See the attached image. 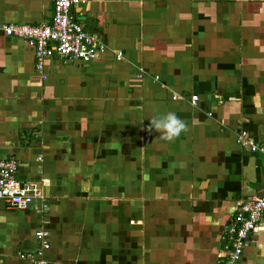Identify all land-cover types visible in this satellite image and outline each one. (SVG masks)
I'll return each mask as SVG.
<instances>
[{
	"label": "crops",
	"instance_id": "obj_1",
	"mask_svg": "<svg viewBox=\"0 0 264 264\" xmlns=\"http://www.w3.org/2000/svg\"><path fill=\"white\" fill-rule=\"evenodd\" d=\"M72 12L103 43L97 57L50 56L38 72L26 39L0 31V159L44 194L0 202V264L38 249L47 264H219L236 203L264 197L262 157L239 138L264 144V0ZM52 13L53 0H0V25ZM169 112L187 125L178 138L142 131ZM250 238L239 264H264V216Z\"/></svg>",
	"mask_w": 264,
	"mask_h": 264
},
{
	"label": "built area",
	"instance_id": "obj_2",
	"mask_svg": "<svg viewBox=\"0 0 264 264\" xmlns=\"http://www.w3.org/2000/svg\"><path fill=\"white\" fill-rule=\"evenodd\" d=\"M81 0H53V13L49 22L39 24L9 23L0 25V31L26 39L34 49L35 69L42 72L44 60L50 56L72 58L87 61L97 57L104 48L100 39L85 30L77 20L72 8ZM121 53H117L119 57ZM198 96L192 94L194 104ZM245 132L239 135L250 151L258 152L262 157L264 169V144L244 140ZM17 162L14 158L0 159V202L8 207L26 209L36 200H44V194L38 183L21 181L16 178ZM45 207L46 203H42ZM264 216V197L249 195L240 199L233 208L231 218L223 225V245L219 252V264H239L242 251L251 241V234L260 227ZM46 231L36 232L42 246H46ZM27 264H47L42 250L21 253Z\"/></svg>",
	"mask_w": 264,
	"mask_h": 264
},
{
	"label": "clouds",
	"instance_id": "obj_3",
	"mask_svg": "<svg viewBox=\"0 0 264 264\" xmlns=\"http://www.w3.org/2000/svg\"><path fill=\"white\" fill-rule=\"evenodd\" d=\"M186 123L175 113L169 112L159 118L153 117L142 131L151 134L153 131L159 133L162 139L173 141L186 131Z\"/></svg>",
	"mask_w": 264,
	"mask_h": 264
},
{
	"label": "water",
	"instance_id": "obj_4",
	"mask_svg": "<svg viewBox=\"0 0 264 264\" xmlns=\"http://www.w3.org/2000/svg\"><path fill=\"white\" fill-rule=\"evenodd\" d=\"M256 194H257V196H260V197H261V194H260V192H256Z\"/></svg>",
	"mask_w": 264,
	"mask_h": 264
}]
</instances>
